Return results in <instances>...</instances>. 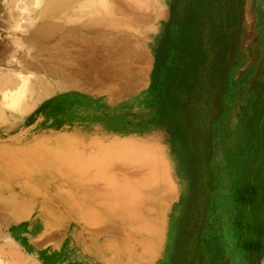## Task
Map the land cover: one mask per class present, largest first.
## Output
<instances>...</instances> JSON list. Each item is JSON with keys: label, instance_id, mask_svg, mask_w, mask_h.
<instances>
[{"label": "rangeland", "instance_id": "rangeland-1", "mask_svg": "<svg viewBox=\"0 0 264 264\" xmlns=\"http://www.w3.org/2000/svg\"><path fill=\"white\" fill-rule=\"evenodd\" d=\"M169 1L0 0V264H34L12 216H35L42 196L57 208L60 169L26 153L92 128L136 138L124 175L148 212L162 205L157 264H264V0H199L216 26L184 93L152 85Z\"/></svg>", "mask_w": 264, "mask_h": 264}, {"label": "crops", "instance_id": "crops-1", "mask_svg": "<svg viewBox=\"0 0 264 264\" xmlns=\"http://www.w3.org/2000/svg\"><path fill=\"white\" fill-rule=\"evenodd\" d=\"M107 13L90 18L105 22L112 16ZM56 99L49 102L47 110L51 121L59 125L64 106L58 103L51 107ZM131 139L136 138L92 128L50 134L43 139L42 149L26 153L27 158L39 157L43 161L39 166L45 169L59 168L61 176L53 212L50 201L42 196L37 216H26L27 212L12 216L25 221L15 229V242L24 256L34 264H157L163 249L153 246L156 233L148 228V222L156 220L153 216H162L163 208L153 202L148 212L140 186L134 188L131 198L130 181L124 175L131 172V157L137 156ZM140 166L134 165V172H139ZM62 173L74 176L66 180ZM114 173L123 175L114 178L110 175ZM51 195L49 192L48 198Z\"/></svg>", "mask_w": 264, "mask_h": 264}, {"label": "trees", "instance_id": "trees-1", "mask_svg": "<svg viewBox=\"0 0 264 264\" xmlns=\"http://www.w3.org/2000/svg\"><path fill=\"white\" fill-rule=\"evenodd\" d=\"M199 5V0L169 1L168 18L154 52L153 86L163 79L165 87L188 92L199 68L209 62L208 31L216 23Z\"/></svg>", "mask_w": 264, "mask_h": 264}, {"label": "bare ground", "instance_id": "bare-ground-1", "mask_svg": "<svg viewBox=\"0 0 264 264\" xmlns=\"http://www.w3.org/2000/svg\"><path fill=\"white\" fill-rule=\"evenodd\" d=\"M52 1V0H51ZM50 5V4H49ZM45 9V8H44ZM38 32V31H37ZM45 34H47V33H45ZM58 158V157H57ZM63 160V159H62ZM56 164V163H55ZM54 167V166H53Z\"/></svg>", "mask_w": 264, "mask_h": 264}]
</instances>
